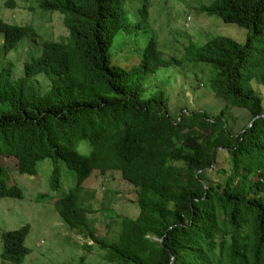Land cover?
Returning a JSON list of instances; mask_svg holds the SVG:
<instances>
[{
	"label": "trees",
	"instance_id": "obj_1",
	"mask_svg": "<svg viewBox=\"0 0 264 264\" xmlns=\"http://www.w3.org/2000/svg\"><path fill=\"white\" fill-rule=\"evenodd\" d=\"M38 1L69 36L45 41L21 78L13 63L0 68V197L24 198L20 186L9 185L8 171L38 176L39 164L49 161L52 190L61 187L62 165L76 175L75 186L55 200L61 218L91 235L110 264H264V117L249 128L264 115L256 89L264 88V0H215L200 9L247 29L245 42H191L179 60L167 59L155 37L131 71L114 67L111 52L118 36L134 33L127 18L151 25L153 0ZM0 35V62L27 39L40 40L34 26L1 18ZM185 64L212 68L207 87L224 102L221 111L181 110L173 118L168 101L148 97L140 72ZM234 109L249 116L240 134L227 119ZM84 143L89 155L79 151ZM98 171L121 172L141 209L123 216L112 240L97 235L93 210L82 201ZM29 232L26 225L2 233L4 261H25Z\"/></svg>",
	"mask_w": 264,
	"mask_h": 264
},
{
	"label": "rangeland",
	"instance_id": "obj_2",
	"mask_svg": "<svg viewBox=\"0 0 264 264\" xmlns=\"http://www.w3.org/2000/svg\"><path fill=\"white\" fill-rule=\"evenodd\" d=\"M214 1L153 0L155 8L149 27H140L138 21L127 18L134 33L118 36L111 52L112 65L129 71L138 69L144 60L147 45L155 37L159 39L167 59L176 57L179 60L185 57L186 48L191 42L204 45L220 36H230L245 42L247 29L201 12V7L211 6ZM12 3L17 6L11 7ZM133 9L136 11L132 17L138 19L139 10L137 7ZM0 18L15 25H32L40 35L38 42L27 39L7 59H1L0 68L15 64L19 78L23 73L25 75L26 63L42 50L45 41H61L69 36L64 24L43 11L38 0H0ZM0 41L1 53L3 35H0ZM185 67L187 69L177 66L159 69L157 73L149 75L140 72L139 75L145 80L144 86L148 89V97L168 101L173 118H178L181 110L221 111L224 102L210 93L207 87L212 68L186 64ZM40 79L43 89L48 90L51 82L43 77ZM256 89L264 99V88L256 84ZM227 119L235 134H240L249 123V116L242 109L232 110ZM79 151L89 155L92 148L84 143ZM49 164V161L39 164L38 176L20 174L16 170L8 171L9 185L20 186L24 198L0 197V264H14L1 257L2 233L26 225H30L26 243L31 251L22 264H110L106 259V251L97 245L91 235L80 229H71L61 218L55 200L75 186L76 175L62 165L61 187L54 191L49 186L52 170L44 167ZM41 194L46 197L41 198ZM82 201L93 210L90 215L92 228L98 236L109 240L119 237L123 216L137 217L141 211L136 190L123 178L121 172L106 175L96 172L85 183Z\"/></svg>",
	"mask_w": 264,
	"mask_h": 264
},
{
	"label": "water",
	"instance_id": "obj_3",
	"mask_svg": "<svg viewBox=\"0 0 264 264\" xmlns=\"http://www.w3.org/2000/svg\"><path fill=\"white\" fill-rule=\"evenodd\" d=\"M260 117H264V115H263V116L255 117V118L251 121V124H250L249 128H252V124H253L256 120H258Z\"/></svg>",
	"mask_w": 264,
	"mask_h": 264
},
{
	"label": "clouds",
	"instance_id": "obj_4",
	"mask_svg": "<svg viewBox=\"0 0 264 264\" xmlns=\"http://www.w3.org/2000/svg\"><path fill=\"white\" fill-rule=\"evenodd\" d=\"M15 230V229H14Z\"/></svg>",
	"mask_w": 264,
	"mask_h": 264
}]
</instances>
